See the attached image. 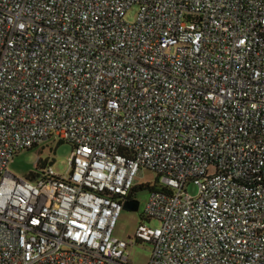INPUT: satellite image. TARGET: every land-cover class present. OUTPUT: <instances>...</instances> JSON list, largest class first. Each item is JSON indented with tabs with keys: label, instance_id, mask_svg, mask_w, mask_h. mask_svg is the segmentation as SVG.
<instances>
[{
	"label": "built area",
	"instance_id": "built-area-1",
	"mask_svg": "<svg viewBox=\"0 0 264 264\" xmlns=\"http://www.w3.org/2000/svg\"><path fill=\"white\" fill-rule=\"evenodd\" d=\"M50 137L64 174L7 169ZM143 168L159 224L127 241ZM135 242L147 264H264V0H0V264H131Z\"/></svg>",
	"mask_w": 264,
	"mask_h": 264
},
{
	"label": "rangeland",
	"instance_id": "rangeland-1",
	"mask_svg": "<svg viewBox=\"0 0 264 264\" xmlns=\"http://www.w3.org/2000/svg\"><path fill=\"white\" fill-rule=\"evenodd\" d=\"M137 10L138 4L130 5L125 11V20L133 22L136 18ZM70 153L71 145L68 142L50 137L32 148L16 153L8 164L7 169L16 176L27 177L30 172L38 173L40 171L37 167L39 162L40 164L44 163L45 166H51L58 174H64L69 165ZM140 184L145 186L157 185V173L147 168L140 169L134 178V186ZM188 192L194 194L196 187L193 184H189ZM133 195V198L139 202L138 209L134 211L122 207L113 231L116 237L127 241H134V235L141 220L152 226L159 224L155 218L151 220L142 218L149 196V189L147 187L137 189ZM150 247V244L146 242H135L129 245L127 253L131 264H147L150 256Z\"/></svg>",
	"mask_w": 264,
	"mask_h": 264
},
{
	"label": "trees",
	"instance_id": "trees-1",
	"mask_svg": "<svg viewBox=\"0 0 264 264\" xmlns=\"http://www.w3.org/2000/svg\"><path fill=\"white\" fill-rule=\"evenodd\" d=\"M43 166H45L44 163L40 164V163L38 162V164H37V167H38V168H41V167H43ZM36 175H37L36 172H30L29 174H27V178L30 179V180H35ZM145 187H147L149 190H151V188H152V187H150L149 185H148V186H145V185H143V184L133 186V187L131 188L129 194H128V198H129L130 200H131V199H134V198H133V196H134V195H133L134 192L137 191V189H144Z\"/></svg>",
	"mask_w": 264,
	"mask_h": 264
},
{
	"label": "water",
	"instance_id": "water-1",
	"mask_svg": "<svg viewBox=\"0 0 264 264\" xmlns=\"http://www.w3.org/2000/svg\"><path fill=\"white\" fill-rule=\"evenodd\" d=\"M138 205H139L138 200L131 199L124 202L123 208L135 211L138 209Z\"/></svg>",
	"mask_w": 264,
	"mask_h": 264
}]
</instances>
